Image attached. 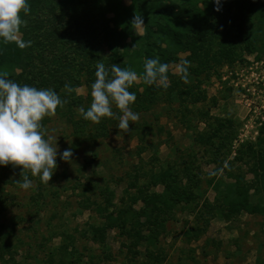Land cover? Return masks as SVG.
<instances>
[{
  "label": "trees",
  "instance_id": "16d2710c",
  "mask_svg": "<svg viewBox=\"0 0 264 264\" xmlns=\"http://www.w3.org/2000/svg\"><path fill=\"white\" fill-rule=\"evenodd\" d=\"M27 6V14L20 12L23 23L18 34L31 44L21 49L14 42H0V72L7 73V78L18 84L54 90L65 101L56 113L66 119L73 135L83 140L106 136L105 125H92L96 132L90 136L89 120L78 112L87 106L76 88L82 84L91 88L98 63L105 65L107 78L112 76V64L137 74V80L128 89L135 94V101L129 105L132 111H148L174 95L187 110L185 101L202 99L204 82L220 66L241 60L244 53L254 54L257 59L264 53V0H220L219 11L215 10L213 0H27ZM135 15L143 18V25L131 24ZM153 57L169 64L166 89L148 85L142 79L144 61ZM181 57L190 61L187 83L171 70ZM206 125L195 140L206 150L207 161L214 165L206 181L215 194L212 202H200L196 216L205 226L217 209L225 220L244 212L264 216V120L260 121L257 140L238 144L234 156L225 164L235 137L233 120L213 117ZM138 148L145 149L142 145ZM237 161L247 166L251 178L240 170L232 172V164ZM185 163L180 169L167 164L142 172L147 176V182L142 184L137 182L141 166H134L139 172L135 181L128 184L135 187L133 192L125 189L128 204L124 201L116 206L106 195L112 192L105 185V194L101 192L104 198L94 203L104 221L89 225L91 239L102 244L107 230L116 228L128 239L124 246L132 254L131 264L140 254L139 245H143L148 263L163 261V256L154 253L153 246L174 213L198 198L194 189L199 176ZM17 168L20 170V166ZM11 169L5 165L0 170V213L8 195L6 184L17 186L20 182L6 178ZM222 170L231 180L216 178ZM157 185L162 186L161 191L152 190ZM136 203H140L137 209ZM204 229H198L195 237ZM1 238L0 251H10L11 245ZM48 260L52 262V256ZM74 263L70 258L68 264Z\"/></svg>",
  "mask_w": 264,
  "mask_h": 264
},
{
  "label": "rangeland",
  "instance_id": "374dc122",
  "mask_svg": "<svg viewBox=\"0 0 264 264\" xmlns=\"http://www.w3.org/2000/svg\"><path fill=\"white\" fill-rule=\"evenodd\" d=\"M137 28L141 30V26ZM175 65L171 66L172 72ZM224 70L227 71L224 73ZM252 70L258 75L256 81L251 76ZM263 73L264 53L258 59L254 54L244 53L241 60L220 66L204 82L202 99L185 101L189 111L183 109L174 95L159 101L148 111L135 112L138 119L129 121L127 131L118 129L122 112L113 104L114 117H102L99 123L89 121L90 136L96 132L92 125H105L106 136L97 135L99 138L94 141L75 137L66 119L56 112L43 117L40 122L43 137H51L52 146L57 145L56 168L48 183H42L29 173L32 186L27 190L21 189L19 184H6L8 195L0 213V238L4 237L11 247L10 251H0V264H68L70 258L76 262L74 264H131L132 254L124 246L128 239L116 228L107 230L102 244L91 239L89 225H100L104 221L95 210V200L104 198L106 185L112 192L106 195L111 196L116 206L124 201L128 204L125 189L128 187L133 192L135 187L128 184L135 181V177L138 176L137 182L142 184L147 182L142 172L155 171L167 164L180 169L183 162L199 176L194 189L198 198L184 205L185 209L177 210L175 217L167 221L165 232L152 249L164 258L158 264H263V215L244 212L232 220H225L217 209L206 226L196 216L200 202L204 199L212 202L215 191L206 181L214 165L207 161L206 150L195 140L213 117H220L232 119L235 130L224 164L232 159L238 144L255 142L264 118ZM222 75L227 78L223 80ZM242 83L253 88V94L244 92L240 87ZM76 92L88 107L91 88L82 84ZM140 145L145 149L140 151ZM66 148L72 150L68 161L59 157ZM136 165L141 166L137 176ZM246 167L237 161L231 170H240L246 173V178H251ZM23 175L21 168L12 167L6 178L21 182ZM218 177L225 182L231 180L223 170L216 175ZM152 190L161 191L162 186L157 185ZM91 200L94 202L83 205ZM139 205L136 203L134 208ZM200 228L205 229L195 237ZM138 249L140 254L132 264H150L143 255V245Z\"/></svg>",
  "mask_w": 264,
  "mask_h": 264
},
{
  "label": "clouds",
  "instance_id": "9594fccd",
  "mask_svg": "<svg viewBox=\"0 0 264 264\" xmlns=\"http://www.w3.org/2000/svg\"><path fill=\"white\" fill-rule=\"evenodd\" d=\"M215 10L219 11L220 0H213ZM28 13L27 0H0V42L12 43L23 49L31 41L18 37L23 23L20 12ZM133 25H143L141 16H133ZM190 61L181 57L174 68V75L187 83ZM169 64L158 58H146L143 64L142 79L148 85L156 84L162 88L169 86ZM111 78L103 63H98L95 80L91 84V102L87 109H79L82 118L99 123L102 117H114L112 105L115 104L122 115L118 120V129L127 131L129 121L138 119L137 113L129 107L135 101V94L129 87L137 80V74L116 64L111 66ZM64 100L51 88H36L28 84H18L7 78V73L0 72V166H20L24 173L19 182L21 189L32 186L29 173L38 177L42 183H48L56 168L57 145L52 139H45L41 131V120L45 116L55 115L58 106ZM72 154L70 148L59 153L61 160L68 161ZM27 170V171H24Z\"/></svg>",
  "mask_w": 264,
  "mask_h": 264
},
{
  "label": "built area",
  "instance_id": "2783aa9c",
  "mask_svg": "<svg viewBox=\"0 0 264 264\" xmlns=\"http://www.w3.org/2000/svg\"><path fill=\"white\" fill-rule=\"evenodd\" d=\"M227 70H224V73L226 72ZM232 74V72H228V75H231ZM256 73H254V71L252 70L251 71V76L253 77V81H256L257 80V74L255 75ZM261 77H264V73H263V75L261 76ZM227 77L226 76H224V75H222V79L223 80H225ZM261 79V78H260ZM238 81V80H237ZM240 82L238 81V83L237 84H239ZM240 87H241V89H244L243 91L244 92H250L251 91V93L253 94V92H254V89L253 88H249L248 86H245V84L244 83H242V84H240ZM263 93V100H262V102H263V105H264V91L262 92ZM262 105V106H263ZM263 120H264V118H262Z\"/></svg>",
  "mask_w": 264,
  "mask_h": 264
}]
</instances>
